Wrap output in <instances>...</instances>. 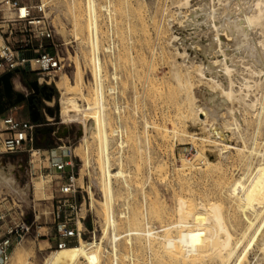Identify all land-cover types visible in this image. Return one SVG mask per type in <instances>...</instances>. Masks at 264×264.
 Instances as JSON below:
<instances>
[{"label":"rangeland","instance_id":"374dc122","mask_svg":"<svg viewBox=\"0 0 264 264\" xmlns=\"http://www.w3.org/2000/svg\"><path fill=\"white\" fill-rule=\"evenodd\" d=\"M17 1L31 6L33 16L44 15L51 22L55 52L60 59L61 69L55 77H42L35 72L25 71L14 73L11 79L13 90L28 97L32 91L31 82H36L38 87L48 88V95L38 98L37 109L40 112L44 110L46 117L54 123L52 127L55 132L61 121L58 107L60 92L55 80L61 74L72 78L78 66L85 95L77 97L78 103L82 107L89 103L94 109L82 112L81 120L69 124L65 133L56 136L53 132L44 139L39 137L37 146L56 149L52 152L55 158L68 152L74 155L77 167L81 169L79 182L81 183L82 178L84 184L90 186L92 199L91 195L79 193L73 208L66 205L57 212L55 198L50 195L51 190H41L46 183L40 178L31 179L28 176L27 155H0V161L11 168L17 186L16 190L0 189V217L3 216L0 227H10L20 221L31 223L29 231L14 241L8 260L0 264H42L44 258L56 249L54 236L58 228L65 226L71 229L77 222L84 227L81 239L95 241L98 264H114V254L117 255V264H176L175 256L167 249V236L169 242L179 243L182 240L176 253L180 264H264V256L257 243L256 225L259 218L254 220L252 226H244L239 222L237 228L240 231L231 225L227 226L228 221H224L221 216L226 210L231 214L233 207L224 197L221 180L218 179L225 176V181H229L245 174L246 171L238 163L241 159L246 160L244 155L246 153L245 156H248L249 149H256L249 156L252 165L257 163L259 154L264 152V95L262 97V92H258L257 87L253 86L259 77L255 75V78L248 73L240 60L235 58L233 64L236 65L233 66L238 71L230 72L233 89L239 90L238 85H241L242 91H236L243 95L250 89V95L246 98H254L256 94L259 104L256 101L255 109H247L248 106L242 101L228 100L219 110L208 106L203 124H198L195 113L183 106L194 99V96V101L204 107L209 93L216 91L217 97L221 98L219 88L212 90L211 83L206 80L198 81L192 72L188 78L191 90L182 91L178 86L179 81L185 82L184 76L191 61L202 62L204 71L209 76L210 69L206 68L207 62L201 57L199 48L200 45L208 44V41H204L206 37L203 34L207 27L217 45L216 30L211 27L213 24L218 28V33H222L221 36L227 39L228 27L224 24L223 29V22L218 23V14L213 13L227 0H96L98 29L102 32L103 47L101 46L99 56L105 91L104 111L110 134L109 168L115 171L119 167L127 174L112 177L113 199L110 208L100 133H94L87 145L80 139L81 135H77L83 124L82 120L97 117L99 109L90 59V1ZM9 17L10 12L0 5V19ZM0 25L5 32L6 26L2 23ZM251 31V38L262 39L263 34L259 28ZM222 42L224 50L232 51L228 43ZM43 45L49 50L48 41H43ZM221 56L214 55L212 58L216 63V79L225 73ZM231 58V55L227 56L229 61ZM176 73L180 75V80L176 78ZM243 81L249 86L248 89L244 87ZM109 88L113 90L109 91ZM252 91H256L253 92L254 95L251 94ZM10 108H13L15 116L28 118L26 100L15 103L8 107ZM213 111L217 113V122L222 127L232 124L234 120L237 124L231 127L234 130L225 129L229 143L235 149L227 148L222 151V155L217 152L221 146L215 148L212 142H202L207 137L206 125L211 120ZM198 117L205 119L204 115ZM114 127L123 131L122 145L113 136ZM236 129L239 131L237 134ZM60 146L64 148L57 149ZM197 151L203 152L208 165L194 157ZM84 158L88 161L86 165ZM187 160L194 164L197 162L195 168L188 167L190 162ZM19 191L23 193L18 194ZM34 215L37 217L35 222ZM111 217L117 223L114 228L110 222ZM177 232H182L183 238L180 233L176 235ZM147 233L151 238L150 244ZM165 233H168L167 236ZM156 235L154 242L152 240ZM79 242L80 239L78 243L77 240H71L68 246L78 245ZM79 264L85 262L82 260Z\"/></svg>","mask_w":264,"mask_h":264},{"label":"bare ground","instance_id":"6f19581e","mask_svg":"<svg viewBox=\"0 0 264 264\" xmlns=\"http://www.w3.org/2000/svg\"><path fill=\"white\" fill-rule=\"evenodd\" d=\"M89 1H90V9H91V29H92V39L90 42V46H91L90 47L91 48L90 59L92 60L93 69H94V76H95V85H94L95 89L94 90L96 91L95 95L98 98L99 104L97 107L99 109L97 111V117L90 118L88 121L82 120L83 124L80 123L81 121L80 122L78 121L81 124V127H79L81 130H79L77 132V135H79V137L81 135L80 139H82V142H84L85 145H87V141H89V139L92 137V135L94 133H96V134H97V132L100 133L99 136H100V141L102 144V151L104 154V164H105L104 165V175H105L104 177H105V182H106V193H107V198L109 201L108 205L110 208V206H111L110 204L112 202L111 200L113 199L112 198L113 197V189H112V185H111V179H112V177H116V178L119 176L122 177L124 172L119 167L115 171H112L109 168V149H110V136L109 135L110 134H108L107 127H109V126L106 122L107 117L105 118L106 114L104 111L106 109L105 103H104L105 91H104L103 80H102V64H101V59L99 56V53L101 52L100 49L103 47L102 43H101L102 42V37H101L102 32L100 33L101 30L99 31V29H98V23H97L98 22L97 21L98 6L96 3V0H89ZM227 1H226L227 3L225 2V4H223V5L221 4L222 7L220 6L221 7L220 9H217L216 11L214 10L215 12L213 11V13L218 14L216 17V18H218L217 22L218 23L221 21L223 22L222 23L223 25L220 24L222 26V28H223V26H225L224 24H226V26L228 27V35H226L227 39L224 38V36H221L222 33L221 34L218 33L219 30H218V28H216L215 24H213V26H211V24H209L211 27H215V30H216L215 35L217 38L216 39L217 45H215L216 42L214 43V41H213L214 39L211 36L210 31H208L210 29H208V27H207V29H206L207 31L205 30L206 32L203 34L206 37V39H204V41L205 42L208 41V44L200 45V48H199L200 49L199 52L202 55L201 57L203 59H205L207 62L206 68L210 69L209 76L206 75V73L204 71L205 68L203 67L202 62L197 63V62L191 61L190 62L191 65L188 66L186 69L187 70L186 76H184V77H186L187 80L185 79V82L179 81V83H178L179 84L178 86H180V88L183 89L182 91L188 90V92H189V90H191V88H190V82H189L188 78H189L190 72H192V73H194L193 75H195V77H197L198 81L206 80L207 83H211L210 86L212 87V90H214V89L216 90V88H219V94H220L221 98L217 97V93H215L216 91H214V93H212V92L209 93V97L206 99L204 107H201L199 104H197L194 101L195 100L194 96H192L194 99H191L187 104L185 103L186 105L183 106V108L185 107V109L190 108L191 111H193V113H195V116L198 119V124H203L206 121V117H207V113L205 111L206 107L211 106L213 109L219 110L222 108V106H224L227 103L228 100L229 101L230 100L242 101L241 103H244L246 106H248L247 109H249V108L255 109L257 98H256V94L254 93L255 94L254 95L253 92H256V91H252V93H251L254 95V98L252 96V98L247 99L246 97H249V95H250V93L248 92V91H250V89L246 93L243 90V92L245 93L244 95L241 92L240 93L242 95L237 93L238 91H242V90H240L241 85H238V86H240L239 90L236 89L238 91L233 89V86H232L233 82H232V77H231L232 75H230L231 74L230 72L231 71H234V72L238 71L234 67L236 65V63L233 64L235 58H238L240 60V63L242 65H244V67L247 69L246 71H249L248 73H250L253 76L257 75L259 77V78H257L258 80L254 79V80H256V82H255V85H253V84L252 85L257 87L256 89L258 90V92L259 91L262 92L261 93L262 97L264 95V0H227ZM204 2H205V0H204ZM106 8H104V9H106ZM213 9H214V5H213L212 10ZM211 15L213 18H215L212 13H211ZM215 19H214V21H215ZM207 21H208V19H207ZM202 23H204V22H202ZM257 28H259V30H261V32L263 34L262 35L260 33L263 36L262 39H257V37L255 39H253L254 37L251 38L252 35L250 34V31L256 30ZM252 32L253 31H251V33ZM255 36H257V35H255ZM221 40L228 43L229 48H231L232 51L229 50L228 48H227L228 50H224V48H223L224 46L222 44L223 42ZM225 46H228V45H225ZM103 49H105V48H103ZM220 54L223 56L222 60L224 63L225 73H224V76L223 75L219 76L220 78L216 79L217 75L215 76L216 69L214 67V64H216V63L214 61H212V58L214 57V55L218 56ZM228 55H231L233 57L230 59V61L227 59ZM181 58H183V57H181ZM228 58H230V57H228ZM239 60H237V61H239ZM190 63H188V64H190ZM193 63H195V64H193ZM174 65L175 64H173V66ZM75 70L76 71L73 72L72 78H70V76H68L66 74H61L55 80V83H56L55 85L60 92L58 107H59L60 120L61 121L59 123L58 128L63 130V131H61L58 128L55 130V132L53 130V132L56 136H59L60 134L65 133L67 131L69 124L76 123V121L82 117V116L80 117L82 112L86 113V111H90V110L94 109L91 106V104H89V103L87 104V106H84V107H82V105L78 103L77 97H79V96L81 97L84 95L83 91H82L84 83L82 81V76L80 73L81 71H79L78 66L75 68ZM236 73L238 74V72H236ZM225 74H227V76H225ZM178 75H179L178 73H176V75H175L177 79H178ZM255 78H256V76H255ZM180 79L181 78L179 77L178 80H180ZM237 80L239 81V79H236V81ZM244 82L245 81H243V83ZM244 87L247 88L249 86L246 83H244ZM256 89H254V90H256ZM111 90H113V89L109 88V91H111ZM188 92H186L185 94H187ZM262 99H264V98H262ZM257 103L259 104L258 101H257ZM85 113H83V115ZM90 113H92V112H90ZM257 113H259V110L257 111ZM200 115H204L205 119L199 118L198 116H200ZM211 115H212L211 116L212 118L206 125L207 137L205 139H202V142L203 141L212 142V143H214L215 148H218V146H221V148L217 149V152H218V154L222 155L223 150H226L227 148H230V149L234 148V146L230 145V143H229L230 141H229L228 136L225 134V129L227 128L229 130L230 129L234 130V128H231V127L235 126L237 124L235 123V120H234V122L232 124H226L225 127L224 126L222 127L219 124V122H217V120H218L217 113H215L213 111V112H211ZM261 116H262V114H261ZM186 119H187V117H186ZM236 122H238V121H236ZM238 126H240V125H238ZM241 131H243V129ZM112 132H113V130H112ZM238 132L239 131L237 130L236 134ZM242 139L244 140L243 136H242ZM244 142H245V140H244ZM122 143L123 142L121 141L120 145H122ZM118 144H119V142H118ZM120 147H122V146H120ZM60 148H64V146L63 147L60 146ZM87 148L88 147H86V149ZM237 149L238 148H236V150ZM83 150H85V149H83ZM255 150L249 149V152H247L248 156H245L246 155V153H245L244 157H246V160L243 159L244 160L243 161L241 159V161L239 163L235 161L236 164L238 163V165H241L244 168V170L246 171L245 174H243L242 176H239L238 178H233L229 181H228V179H227V181H225V179H224L225 176H224V178H222L223 176L218 178L219 180H221L220 185L222 187L221 189L223 191L224 197L229 201L228 202L229 205H231L233 207V211L231 212V214H228V211L226 210L225 212H223L224 215H222L221 217L224 218V221L225 220L228 221L227 223L225 222L227 224V226L231 225L235 230H239L237 228V224L239 222H242V225H244V226H252V225H254V220L256 218H259L258 224L256 225V232L258 231V242L257 243H258L259 249L261 250V252L263 253V256H264V152L263 153L261 152L260 154L257 152L260 156V159H258V161H256L257 163L255 165H252L249 161V156ZM84 154H86V153H84ZM243 154H244V152H243ZM255 155H256V152H255ZM194 157L200 158V160L203 161L205 165H208V163H209L208 160L206 159V157H204V154L202 151H197L196 155ZM83 160H84L83 161L84 164L86 165L88 163L87 159L84 158ZM236 160L238 161L237 157H236ZM201 161H199V162H201ZM188 162H190V161H188ZM196 163L194 164V163L190 162L188 164L189 165L188 167L195 168ZM238 165H237V167H238ZM241 166H239V167H241ZM210 167H211V165H210ZM212 167H213V165H212ZM199 170H201V169H199ZM124 174H126V172ZM221 174L222 173H220V175ZM217 175H216V177L219 176V175L218 176ZM13 176H12L11 168L7 164L5 165L0 161V189L6 188L9 190V188H12V189L16 190L17 186H16V182H15ZM21 193H23V192H20L18 194H21ZM22 195H24V194H22ZM88 195H91L90 198L92 199V194L90 192V189L88 190ZM110 222H111L113 228L117 225L116 220H114L112 217H111ZM176 222L178 223V221H176ZM177 223L175 225H177ZM127 224H129L128 221H127ZM129 225L131 226V224H129ZM164 228L165 227H163V230H165ZM179 233H180V237H181L182 232H179ZM179 233L177 232L176 235H178ZM167 234L168 233H165V236H167ZM147 236H148L147 240L150 244L151 238L149 237V234ZM155 238H157V235H156V237H154V239L152 241H154ZM167 238L166 239L168 241H166V239L164 240L168 243L167 245H169V247L167 249L169 250L170 253H172V256H175L176 264H180L179 260H177L178 255H176V253L180 249L178 244L181 243L182 240L181 241L179 240L180 241L179 243L174 242L177 244V245H174L173 241H171L172 243L169 242L170 239L168 236H167ZM181 238H183V236ZM181 238H177V239H181ZM79 239H80V242L78 245L67 246V247H64L61 249H58V248L53 249L51 251V253L44 258L42 264H79L82 260L85 262V264H98L99 255L96 252V249L94 248L96 246L95 241L87 242L85 240H82L81 237H79L77 241H79ZM166 242L165 243L163 242V244H166ZM161 248H163V247H161ZM114 250H115V248H114ZM114 256H115V263L114 264H117V255L114 254ZM172 262H174V261H172Z\"/></svg>","mask_w":264,"mask_h":264},{"label":"built area","instance_id":"2783aa9c","mask_svg":"<svg viewBox=\"0 0 264 264\" xmlns=\"http://www.w3.org/2000/svg\"><path fill=\"white\" fill-rule=\"evenodd\" d=\"M0 5L5 6L11 14L8 19H0V24L6 26V31L3 32L0 25V76L15 69L24 71L27 64L28 72H35L42 77H55L61 69V63L55 52L51 22L44 15L33 16V8L17 0H0ZM43 41L49 42V50L44 47ZM12 109H7L0 115V155H27L28 176L31 179L40 178L46 183L41 190H51L50 195L55 198L57 212L66 205L73 208L77 194L88 195L90 189L82 178L81 183L79 182L81 169L77 167L76 157L68 152L55 158L52 152L56 149L37 146L39 137L44 139L50 135L45 136L38 131L54 125L46 117L44 110L39 111L41 119L33 123L29 118L15 116ZM113 136L118 142L122 141L121 128L114 127ZM36 218L34 215L33 222ZM30 224L20 221L10 227H0V263L8 260L14 241L29 231ZM83 234L84 227L80 222L71 229L65 226L58 228L54 236L56 248L67 247L71 240H78Z\"/></svg>","mask_w":264,"mask_h":264},{"label":"water","instance_id":"95a60500","mask_svg":"<svg viewBox=\"0 0 264 264\" xmlns=\"http://www.w3.org/2000/svg\"><path fill=\"white\" fill-rule=\"evenodd\" d=\"M24 71L26 72L29 71V67L27 64L25 65ZM17 72H19V69H15L13 72L4 73L0 76V115L3 112H5L8 109V107H10L11 105L26 100L27 109H28V118L31 122L37 123L40 120L41 115L37 107L33 104L32 94L29 95L28 97H25L24 95L17 93V98L14 100L13 103L10 102L8 105H6L3 100V98H10L12 95L13 87H12L11 79L14 73ZM30 86L33 92L37 91L38 86L36 82H31ZM38 132L46 136L48 134L53 133V127L47 128L45 130H39Z\"/></svg>","mask_w":264,"mask_h":264},{"label":"flooded vegetation","instance_id":"af4514ba","mask_svg":"<svg viewBox=\"0 0 264 264\" xmlns=\"http://www.w3.org/2000/svg\"><path fill=\"white\" fill-rule=\"evenodd\" d=\"M49 89L46 88V87H38L37 91L36 92H31L30 95L32 94V101H33V104L36 106L37 105V100L38 98H40V96H47L48 95V92ZM17 98V93L14 92V90L12 91V95L10 98H3L4 102L6 105H8L10 102H14V100ZM37 107V106H36Z\"/></svg>","mask_w":264,"mask_h":264},{"label":"crops","instance_id":"0c3cea01","mask_svg":"<svg viewBox=\"0 0 264 264\" xmlns=\"http://www.w3.org/2000/svg\"><path fill=\"white\" fill-rule=\"evenodd\" d=\"M77 243H78V241H77Z\"/></svg>","mask_w":264,"mask_h":264},{"label":"trees","instance_id":"16d2710c","mask_svg":"<svg viewBox=\"0 0 264 264\" xmlns=\"http://www.w3.org/2000/svg\"><path fill=\"white\" fill-rule=\"evenodd\" d=\"M37 106V105H36Z\"/></svg>","mask_w":264,"mask_h":264}]
</instances>
